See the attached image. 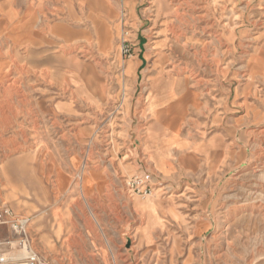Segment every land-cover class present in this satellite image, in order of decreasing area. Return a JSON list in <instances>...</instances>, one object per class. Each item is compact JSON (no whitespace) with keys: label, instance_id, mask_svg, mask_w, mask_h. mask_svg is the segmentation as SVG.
Instances as JSON below:
<instances>
[{"label":"rangeland","instance_id":"374dc122","mask_svg":"<svg viewBox=\"0 0 264 264\" xmlns=\"http://www.w3.org/2000/svg\"><path fill=\"white\" fill-rule=\"evenodd\" d=\"M35 1L72 32L41 44L59 72L0 82V208L29 216L40 259L264 264V0ZM82 5L98 33L86 55L75 48L91 27ZM68 56L78 63L61 72ZM156 71L154 120L140 114ZM58 84L88 98L70 101ZM153 124L172 142L159 172L136 144ZM16 239L0 224L10 259Z\"/></svg>","mask_w":264,"mask_h":264},{"label":"crops","instance_id":"0c3cea01","mask_svg":"<svg viewBox=\"0 0 264 264\" xmlns=\"http://www.w3.org/2000/svg\"><path fill=\"white\" fill-rule=\"evenodd\" d=\"M86 6V13L84 12L81 16L85 18L89 25L86 28H82L83 39L85 44H76V49L79 50L82 54L91 52V50L96 46L95 42L96 36L98 33L95 28V18H93L92 5H82ZM49 8L48 5L44 4L43 1L35 0H5L0 4V82H7L9 78L11 83L15 80V75L22 70H25L27 73L33 74L35 71H41L45 73L59 72L61 69L59 67L53 66V68L47 64L50 62V57L44 55L46 49L41 46L42 43L48 42L49 40L46 37V34L53 37H60L62 34L66 36L72 32V29L64 25L60 20H56L53 25H50L48 17ZM65 40V37L61 38ZM40 45L37 50H33L32 45ZM91 45V46H90ZM70 48V47H68ZM70 52V51H67ZM89 52V53H90ZM74 63H78L76 56H68L65 58L64 64L67 67L64 71L65 73H70L69 66ZM134 63L130 62L124 69V73L130 75L133 72ZM92 72L95 73L94 68H88L86 65H83V70L81 72L82 78L85 83L89 84V77L84 76ZM158 76L150 81L147 89H149L146 99V104H144V109L141 110V116H151L154 120H157L158 113L155 110L154 100L159 86V82L162 79L160 72L156 71ZM175 73V71H170ZM72 74V73H71ZM73 75V74H72ZM74 77V75H73ZM72 77V78H73ZM184 80L182 77L173 78V80ZM74 82H76L73 79ZM185 82V81H184ZM98 84V82L96 83ZM59 85L58 94L61 96L68 97V100L73 101L75 97L77 100L81 98H88L87 95L79 97V91L76 88L65 87L64 85ZM73 86V85H72ZM99 86V85H98ZM78 87V86H77ZM101 90V91H100ZM100 100L103 99L104 89L98 87ZM67 105L68 102L66 101ZM124 103L121 102L118 109H123ZM130 107L128 106V111ZM200 111L196 110L198 114ZM186 114V113H185ZM184 114V115H185ZM182 117V116H180ZM181 119V118H180ZM144 136L137 138L136 144L140 145L145 153L149 154L151 160L157 163V172H159V162L160 161H169V150L172 145V142L165 138L160 137L155 124L149 128H142ZM91 172H87L83 175L84 183L88 181L90 176L92 177ZM86 178H85V177ZM138 206L139 203L137 204ZM141 207V206H140ZM148 205L144 206L146 212H150ZM151 207V204H150ZM149 207V208H150ZM17 215V214H15ZM148 218L147 229L150 230V215L147 213ZM18 216H27V215H18ZM144 228V227H143Z\"/></svg>","mask_w":264,"mask_h":264},{"label":"built area","instance_id":"2783aa9c","mask_svg":"<svg viewBox=\"0 0 264 264\" xmlns=\"http://www.w3.org/2000/svg\"><path fill=\"white\" fill-rule=\"evenodd\" d=\"M29 222V216L15 215L8 207L0 208V224H8L12 227L13 231L17 234L16 244L21 249L25 248L26 251L23 257L10 259L0 248V264H47L40 259L37 252L30 245L27 231ZM4 244L9 246L11 241L4 240L0 242L1 246Z\"/></svg>","mask_w":264,"mask_h":264},{"label":"bare ground","instance_id":"6f19581e","mask_svg":"<svg viewBox=\"0 0 264 264\" xmlns=\"http://www.w3.org/2000/svg\"><path fill=\"white\" fill-rule=\"evenodd\" d=\"M130 182H134V183H138V185H140V184H142L143 183V181L142 180H140L138 177H136V176H133V177H131L129 180H128V182H127V184L128 183H130ZM143 189V188H142ZM20 247V246H19ZM17 252H18V250H17ZM25 248H23V249H19V252L18 253H16V254H12V256H13V258H21V257H23L24 255H25Z\"/></svg>","mask_w":264,"mask_h":264}]
</instances>
